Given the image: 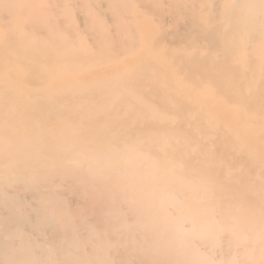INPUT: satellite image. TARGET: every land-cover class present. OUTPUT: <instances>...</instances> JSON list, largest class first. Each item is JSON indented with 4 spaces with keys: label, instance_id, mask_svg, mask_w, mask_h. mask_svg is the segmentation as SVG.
<instances>
[{
    "label": "bare ground",
    "instance_id": "obj_1",
    "mask_svg": "<svg viewBox=\"0 0 264 264\" xmlns=\"http://www.w3.org/2000/svg\"><path fill=\"white\" fill-rule=\"evenodd\" d=\"M0 264H264V0H0Z\"/></svg>",
    "mask_w": 264,
    "mask_h": 264
}]
</instances>
